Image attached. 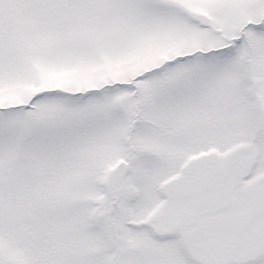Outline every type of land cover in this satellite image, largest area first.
<instances>
[{
  "label": "snow or ice",
  "instance_id": "obj_1",
  "mask_svg": "<svg viewBox=\"0 0 264 264\" xmlns=\"http://www.w3.org/2000/svg\"><path fill=\"white\" fill-rule=\"evenodd\" d=\"M0 264H264V0H0Z\"/></svg>",
  "mask_w": 264,
  "mask_h": 264
}]
</instances>
